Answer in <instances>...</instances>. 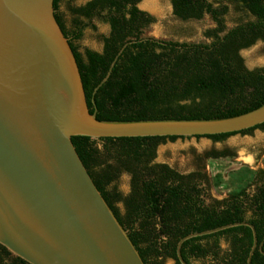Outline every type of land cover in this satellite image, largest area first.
<instances>
[{
  "label": "trees",
  "instance_id": "16d2710c",
  "mask_svg": "<svg viewBox=\"0 0 264 264\" xmlns=\"http://www.w3.org/2000/svg\"><path fill=\"white\" fill-rule=\"evenodd\" d=\"M60 1L52 0L54 15L76 59L88 111L97 119H223L264 104V68L247 69L240 54L255 42H264V0H169L181 21L210 16L214 26L203 34L211 41L198 44L143 37L142 30L155 20L138 7L140 0H87L70 9L66 29L58 13ZM222 1L241 2L253 19L225 31L228 8L215 5ZM93 18L108 25L107 34L100 36L102 50L85 48L79 53L73 43ZM116 57L107 81L93 95ZM252 130L264 131V124L237 133ZM237 133L194 138L221 141ZM176 138L183 139L72 137L70 142L143 264H163L166 259L179 264L175 253L181 238L237 222L252 224L256 232L250 264H264L259 249L263 242L264 252V158L262 169L249 170L247 182L217 200L208 196L203 162L200 170L187 175L155 163L157 146ZM228 156L225 150L210 149L200 160ZM125 173L130 177L124 195L115 182ZM252 243L250 227L239 225L186 241L180 255L186 264H246ZM0 264L28 263L0 245Z\"/></svg>",
  "mask_w": 264,
  "mask_h": 264
},
{
  "label": "water",
  "instance_id": "95a60500",
  "mask_svg": "<svg viewBox=\"0 0 264 264\" xmlns=\"http://www.w3.org/2000/svg\"><path fill=\"white\" fill-rule=\"evenodd\" d=\"M59 26L52 0H0V245L28 264H143L70 139L237 133L264 124V104L223 119L99 120L88 111ZM239 225L252 230L250 264L257 238L248 222L181 238L178 263L186 264L180 255L186 241Z\"/></svg>",
  "mask_w": 264,
  "mask_h": 264
},
{
  "label": "rangeland",
  "instance_id": "374dc122",
  "mask_svg": "<svg viewBox=\"0 0 264 264\" xmlns=\"http://www.w3.org/2000/svg\"><path fill=\"white\" fill-rule=\"evenodd\" d=\"M87 0H61L58 13L67 29L70 26V9L85 4ZM228 8L225 16V31L236 25L253 19V16L241 2L222 1L215 5ZM138 7L154 18V23L142 30L143 37L151 39H165L180 43H209L210 38L204 36L206 29L214 26L208 14L198 21H181L173 15L169 0H140ZM86 22V21H85ZM108 25L98 18H93L80 33V38L74 41L79 53L85 48L95 51L102 50L101 35H106ZM247 69L264 68V42L257 41L250 47L240 51ZM227 151L229 156L215 159L200 158L206 150ZM155 163H166L182 175L200 170L202 162L209 177L208 196L217 200L225 198L231 191H236L249 179V170L263 168L264 131L252 130L248 133H237L224 140L216 141L208 137L166 139L157 146ZM199 157V158H198ZM129 175H121L115 182L116 189L125 195L129 190ZM121 208V205H118ZM223 245V244H222ZM163 264H173L166 259ZM192 264H204L193 261Z\"/></svg>",
  "mask_w": 264,
  "mask_h": 264
}]
</instances>
